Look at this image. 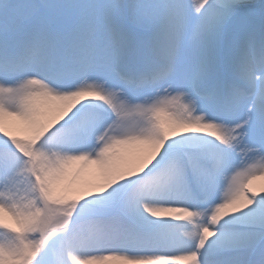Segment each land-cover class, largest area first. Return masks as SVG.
Here are the masks:
<instances>
[{
	"label": "snow or ice",
	"instance_id": "6c2138e0",
	"mask_svg": "<svg viewBox=\"0 0 264 264\" xmlns=\"http://www.w3.org/2000/svg\"><path fill=\"white\" fill-rule=\"evenodd\" d=\"M258 177L264 0H0V264H264Z\"/></svg>",
	"mask_w": 264,
	"mask_h": 264
},
{
	"label": "bare ground",
	"instance_id": "6f19581e",
	"mask_svg": "<svg viewBox=\"0 0 264 264\" xmlns=\"http://www.w3.org/2000/svg\"><path fill=\"white\" fill-rule=\"evenodd\" d=\"M92 168H93L95 174L98 175V170H96L95 166H92ZM90 178H91V176L87 172H84L80 175H74V177H73V179L77 183L84 181V180H88ZM251 187L257 192L264 191V177H258L257 179L253 180Z\"/></svg>",
	"mask_w": 264,
	"mask_h": 264
}]
</instances>
